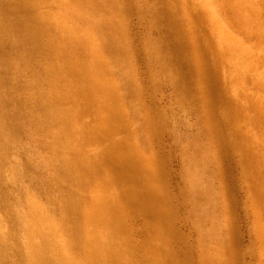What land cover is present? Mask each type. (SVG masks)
Instances as JSON below:
<instances>
[{
    "label": "rangeland",
    "instance_id": "rangeland-1",
    "mask_svg": "<svg viewBox=\"0 0 264 264\" xmlns=\"http://www.w3.org/2000/svg\"><path fill=\"white\" fill-rule=\"evenodd\" d=\"M0 113L16 264H264V0H0Z\"/></svg>",
    "mask_w": 264,
    "mask_h": 264
},
{
    "label": "bare ground",
    "instance_id": "bare-ground-1",
    "mask_svg": "<svg viewBox=\"0 0 264 264\" xmlns=\"http://www.w3.org/2000/svg\"><path fill=\"white\" fill-rule=\"evenodd\" d=\"M32 41H33V38H31V37H25L22 41H19V42L13 41L11 43V47H12L11 49L18 47L19 45L27 46L28 51H29V52H27V55L33 57V55L36 51V47L39 46V44L36 42L34 44ZM25 60H26V57H25ZM39 88H40V86H39ZM39 88H38V90H39ZM5 121H6V116L3 113H0V166L5 161L4 158L6 155V148H7V144H8V140L4 139L5 135L3 133ZM201 162L203 163L205 168H208L209 159L207 157L204 158L203 161H201ZM197 192L200 194H204V192L199 191V190ZM72 199H73V197H72ZM76 202H78V201L76 200ZM76 202L74 203V205L72 204L73 207L70 208L69 214H68L69 219L71 218L73 223L77 220L76 211L79 210V207H78L79 205H78V203L76 204ZM69 203H71V201H69ZM19 222H20L25 234L27 233L26 240L23 241V243H24V248L26 250V251L24 250V253H25V255H27V258L29 260L28 263L29 264L30 263L43 264V258L44 257L40 254V252H37L38 250L35 249V247H31V241H30V238H28L31 228H30L28 216L26 215V213H23V215L19 217ZM19 237H20V235H19ZM74 237H75V239H74V243H75V240H79V237L75 236V235H74ZM12 240H13V235L11 236V234H9L5 230H2V228L0 227V264H16V261H15L16 259L14 258V255H13L14 248H13ZM23 243H22V245H23ZM79 243H81V240L79 241ZM85 245H86V243H85ZM20 249H23V248H20ZM85 255H87V254L85 253ZM25 259H26V257H25Z\"/></svg>",
    "mask_w": 264,
    "mask_h": 264
}]
</instances>
